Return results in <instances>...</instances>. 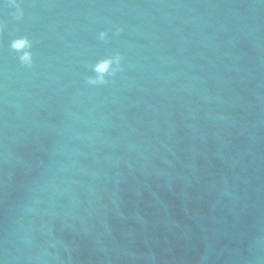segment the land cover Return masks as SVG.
Returning a JSON list of instances; mask_svg holds the SVG:
<instances>
[{"label": "water", "instance_id": "water-1", "mask_svg": "<svg viewBox=\"0 0 264 264\" xmlns=\"http://www.w3.org/2000/svg\"><path fill=\"white\" fill-rule=\"evenodd\" d=\"M263 215L264 0H0V264H221Z\"/></svg>", "mask_w": 264, "mask_h": 264}, {"label": "clouds", "instance_id": "clouds-1", "mask_svg": "<svg viewBox=\"0 0 264 264\" xmlns=\"http://www.w3.org/2000/svg\"><path fill=\"white\" fill-rule=\"evenodd\" d=\"M27 41L26 40H20L14 43V47L17 49H20L24 46L27 45ZM22 59H24L25 61H28L30 59V56L28 54H25L24 57H22ZM112 61H105L103 63H101L100 65L97 66V71L100 73H103L105 71L108 70L109 66L111 65ZM117 63H118V58H117Z\"/></svg>", "mask_w": 264, "mask_h": 264}]
</instances>
